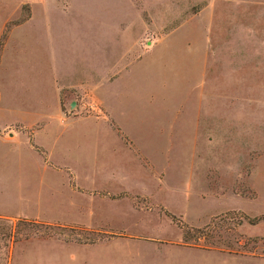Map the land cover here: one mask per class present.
I'll list each match as a JSON object with an SVG mask.
<instances>
[{
    "label": "rangeland",
    "instance_id": "rangeland-1",
    "mask_svg": "<svg viewBox=\"0 0 264 264\" xmlns=\"http://www.w3.org/2000/svg\"><path fill=\"white\" fill-rule=\"evenodd\" d=\"M97 101L149 166L82 151L118 140L59 104ZM4 125L46 154L0 134V264H264V0H0ZM69 157L154 195L72 191Z\"/></svg>",
    "mask_w": 264,
    "mask_h": 264
},
{
    "label": "crops",
    "instance_id": "crops-1",
    "mask_svg": "<svg viewBox=\"0 0 264 264\" xmlns=\"http://www.w3.org/2000/svg\"><path fill=\"white\" fill-rule=\"evenodd\" d=\"M106 75V73H105ZM68 86H72V85H68ZM59 87V86H58ZM57 92H58V88H57ZM57 98H58V93H57ZM59 102V99H58ZM98 102V101H97ZM100 104V109L99 112H102V116H96V115H90V114H86V115H74L70 112H63L60 108V104H59V110L62 113L63 116H82L84 118H87L88 120H91L92 122L95 121L98 122L99 120H104L103 122H105L107 124V127L109 126V128H111V131L114 132L115 138L118 140L117 144H104L102 142L99 141L100 138V127H89V131L92 133V138L89 140H86V143H81L85 146H82V151L83 152H92L93 154H98L101 153L103 151V149H105L104 147H106V149H108L109 151H111L112 153L117 154V151H127L128 153H130L132 156H136L138 155V158L140 159L139 162L141 163L142 160V156L145 157V155H143L142 153L139 152V150L136 148V146L134 145L133 141L131 140V138L128 136V134L126 133V131L116 122H114L113 119L110 118V116L108 114H106V110L103 107L102 103L98 102ZM112 121V123H114L115 127H113V124L110 123V121ZM26 124V123H24ZM27 124L29 125H34L32 124V122H28ZM10 125H4L1 129H0V134L4 135L5 140L10 139L11 137H16L20 134L25 133V135L28 137V146L27 148H30L31 150H35L38 151V149H41V152L45 153V149H43L40 146H37L35 144L31 143V140H34V137L36 136V129L34 128L33 130L31 129L28 133L23 132L20 134H17V132H9L8 128ZM24 127V126H23ZM27 130V128L25 129ZM123 137H126L129 141L126 142L124 140ZM31 143V144H30ZM9 158L10 160L12 159V154H11V149L9 150ZM80 152L79 150L76 149V153ZM61 154V153H60ZM128 155V154H127ZM46 156V155H45ZM129 156V155H128ZM6 157V156H5ZM61 157H65L63 155H61ZM145 159H147L145 157ZM45 160L47 161V159L45 158ZM6 161H7V157H6ZM68 164L69 167H67V172L66 175H64V177H62L64 179V181L66 182V186L72 190V191H77L79 193H84L90 196H98L100 198L103 199H107V198H112L114 199L115 197H117L120 194H132V195H139L140 197H152V192H150V190L145 188H142L140 186V188H133L130 185L128 186L126 183H128L131 179V177L121 174H117V173H113L112 171H102V172H95V173H79L76 169L70 168L73 167L76 164H83L85 167H88V162L86 160H78L77 161H73L72 157H69V160L67 161V158L63 161V165ZM142 164V163H141ZM54 165V166H53ZM53 167H56L55 165H58L57 163L53 164ZM143 166H149V163L147 164H142ZM56 171L60 172V169H56ZM61 175V174H58ZM159 181H162V179L160 178ZM236 197V196H235ZM230 198V197H228ZM240 199H243L242 197ZM249 199V198H248ZM251 200V199H250ZM232 205L226 206V207H231ZM225 207V208H226ZM234 208H240L242 210V207H240L238 204H236L235 206H233Z\"/></svg>",
    "mask_w": 264,
    "mask_h": 264
},
{
    "label": "trees",
    "instance_id": "trees-1",
    "mask_svg": "<svg viewBox=\"0 0 264 264\" xmlns=\"http://www.w3.org/2000/svg\"><path fill=\"white\" fill-rule=\"evenodd\" d=\"M263 217H253V218H249V222H254L257 221L259 219H263ZM1 221V220H0ZM9 232H10V227L8 225L1 226L0 227V240H2L3 242H5L7 240V238L9 237Z\"/></svg>",
    "mask_w": 264,
    "mask_h": 264
}]
</instances>
